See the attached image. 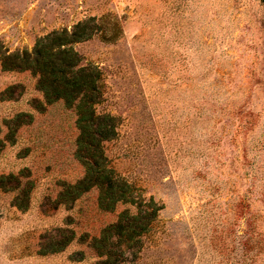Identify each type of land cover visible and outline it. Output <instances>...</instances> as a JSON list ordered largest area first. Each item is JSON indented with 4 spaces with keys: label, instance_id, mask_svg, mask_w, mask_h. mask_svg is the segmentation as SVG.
Listing matches in <instances>:
<instances>
[{
    "label": "rangeland",
    "instance_id": "obj_1",
    "mask_svg": "<svg viewBox=\"0 0 264 264\" xmlns=\"http://www.w3.org/2000/svg\"><path fill=\"white\" fill-rule=\"evenodd\" d=\"M82 21L94 34L72 47L117 121L104 163L156 207L122 264H264L260 0H0V264H94L93 238L138 212L99 209L95 187L65 195L85 173L75 112L2 66Z\"/></svg>",
    "mask_w": 264,
    "mask_h": 264
},
{
    "label": "trees",
    "instance_id": "obj_2",
    "mask_svg": "<svg viewBox=\"0 0 264 264\" xmlns=\"http://www.w3.org/2000/svg\"><path fill=\"white\" fill-rule=\"evenodd\" d=\"M260 3L264 6V0ZM93 28L88 21H82L74 24L71 31L54 30L37 39L31 50L4 54L1 59H10L9 64L2 60L5 69L29 70L37 77L45 104L61 100L75 112L78 134L74 157L82 163L85 173L75 183L65 185V195L72 194L75 199L95 187L98 207L103 211H114L119 203H136L138 212L130 214L127 208L118 213L117 219L107 224L90 245L98 257L94 264H122L126 253L151 226L156 207L152 200L137 203L130 185L104 163L102 143L116 135V117L96 112L102 94L101 72L94 65L81 64V57L72 47L74 42L89 39ZM67 242L52 252L63 249Z\"/></svg>",
    "mask_w": 264,
    "mask_h": 264
}]
</instances>
